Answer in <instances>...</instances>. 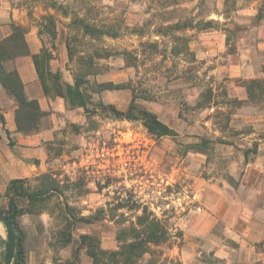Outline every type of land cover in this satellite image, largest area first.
<instances>
[{"label":"rangeland","instance_id":"1","mask_svg":"<svg viewBox=\"0 0 264 264\" xmlns=\"http://www.w3.org/2000/svg\"><path fill=\"white\" fill-rule=\"evenodd\" d=\"M10 4L18 9V16L9 26L17 23L27 33L46 35L45 46L54 59L50 69L56 71V64L64 67L59 71L61 80L70 83L76 73L83 74L87 80L82 88L90 99L87 111L70 109L72 116L64 118L47 142L49 157L56 160L41 173L56 180L59 199L64 197L76 215L91 222L78 223L71 243L59 247L51 245L58 228L56 212L19 215L25 264L66 260L92 264L85 247L76 249L74 257L79 235L95 234L101 248L117 249L118 231L141 227L137 217L143 207L168 234L165 242L149 245L157 254L146 253L141 264L152 256L155 264H183L181 248H185L182 256L195 264H246L253 259L264 248V242L251 240L264 220V76L230 77V69L220 72L219 68L231 65L238 45L246 48L264 37V0H17ZM75 16L98 30L84 35L73 26ZM205 21H212L211 27L201 28ZM169 24L177 28L159 30ZM99 28L117 36L102 34ZM205 30L223 33L225 48L217 53L206 49L205 56L197 58L194 48ZM59 32L75 49L64 63L58 57ZM123 50L136 57L134 65H127L121 55L96 56L97 51L105 55ZM107 82L130 83L135 93L148 95L149 99L136 102L175 134L156 138L141 121L115 118L102 110L99 102L125 109L132 97L128 88L95 92L98 84ZM236 86L242 90L238 92ZM240 93L245 97L239 98ZM203 139L206 146H198ZM5 207L7 198L2 196L0 208ZM4 241L0 223V264Z\"/></svg>","mask_w":264,"mask_h":264},{"label":"trees","instance_id":"2","mask_svg":"<svg viewBox=\"0 0 264 264\" xmlns=\"http://www.w3.org/2000/svg\"><path fill=\"white\" fill-rule=\"evenodd\" d=\"M73 26L81 28L83 34H92L98 30V27L84 21L83 18L75 16ZM212 21H205L201 28L211 27ZM191 26V25H189ZM10 33L0 40V85L6 94L13 97L16 109L14 120L18 131L22 133H31L39 130L41 118L45 112L41 110L36 99H28L25 95L23 83L19 77L16 68L9 63L18 56L29 54L28 44L25 39L27 29L21 24L11 23ZM177 28L176 25H166L160 31H170ZM100 29V28H99ZM101 30V29H100ZM102 34L109 36H117L116 32L110 29L99 31ZM135 32V31H134ZM49 33L51 38L54 36ZM180 37H174L178 39ZM148 46L154 43H146ZM66 50L69 59L73 56L75 49L71 45V40L66 38ZM173 50H177L173 47ZM188 50V49H187ZM179 51H176V53ZM97 57H106L112 55H121L127 65H134L133 60L136 59L130 51H116L114 53H105L97 51ZM53 58L52 51L42 46L38 53L32 54L31 59L39 79L44 95L48 97H61L64 100L65 106L68 108L82 107L85 111L88 110L89 97L82 88L86 82V78L81 73L74 75V82L69 83L61 80L58 70L50 69V60ZM89 73L86 74L89 75ZM100 88L95 92H100L105 89L112 88H128L132 92V97L125 109H118L112 104H103L99 102L102 110L109 112L115 118L126 120H139L146 131L159 138L161 136H170L175 134L174 130L166 123L161 121L158 116L147 108L139 105L136 101L138 98L149 99L146 94H137L130 83L113 85L111 82L98 84ZM208 92V91H207ZM206 92V93H207ZM208 100L207 96L205 102ZM5 123V118L0 111V124ZM206 140H201L198 146H206ZM196 150H202L200 147ZM245 159L246 154L244 155ZM34 183H31V182ZM36 182V183H35ZM58 193L55 200H52L48 207L49 200ZM61 192L56 180L49 173H39L32 178H14L11 179L6 187L4 197L7 198V207L0 208L14 225L16 247L12 264H25V250L23 246V235L19 229L17 218L21 214H39L48 209L50 216L55 213L57 230L54 232V243L52 246L64 247L71 243L73 239V230L78 223H89L90 220L82 215H76L74 207L69 202L61 197ZM142 214L137 217L139 229L130 227L128 230L122 229L118 231L116 238L119 243L117 249H103L100 247V240L95 234L82 233L79 235V243L73 251L76 256V249L85 247V254L91 259L92 264H141L146 253L157 254L155 249L149 247L163 243L167 239V230L160 224L156 217L152 216L151 212H147L146 207H143ZM150 216H152L150 218ZM90 219V218H89ZM153 256L147 260L146 264H155ZM66 260L64 263L68 264Z\"/></svg>","mask_w":264,"mask_h":264},{"label":"crops","instance_id":"3","mask_svg":"<svg viewBox=\"0 0 264 264\" xmlns=\"http://www.w3.org/2000/svg\"><path fill=\"white\" fill-rule=\"evenodd\" d=\"M17 0H0V40L10 33V20L18 16V9L10 4ZM51 38V37H50ZM58 57L63 63L67 60L65 37L58 33ZM29 54L18 56L13 60L19 77L23 83L25 95L28 99H36L45 115L41 118L39 130L31 133L18 131L14 120L16 104L12 96L5 93L0 85V111L5 118V123L0 124V197L4 196L8 182L14 178H32L47 170L55 160L48 154L47 142L52 140L54 132L60 127L64 118L71 117L72 108L65 106L61 97H48L44 95L37 77L31 55L38 53L40 48L47 45V36L30 30L25 34ZM225 35L217 30H205L199 41H196L195 51L197 58H203L206 49L209 51L225 48ZM216 51V52H215ZM232 55V54H231ZM228 54V56H231ZM235 60L231 65L220 66L219 71L230 69V77H257L260 73L264 76V37L255 40L254 44L238 45ZM50 61V66L53 65ZM54 70L62 71L64 67L55 65ZM251 73V74H250ZM70 83L71 81L68 80ZM238 87V92L242 90ZM245 97L240 93L239 98ZM264 115V114H263ZM264 213V210H263ZM252 242H264V220L260 223L259 231L253 234ZM264 246V243H263ZM185 248L179 249V257L183 264H195L192 259L182 256ZM246 264H264V248L256 252L253 259L249 258Z\"/></svg>","mask_w":264,"mask_h":264},{"label":"water","instance_id":"4","mask_svg":"<svg viewBox=\"0 0 264 264\" xmlns=\"http://www.w3.org/2000/svg\"><path fill=\"white\" fill-rule=\"evenodd\" d=\"M0 223L5 229L3 264H12L16 247L14 225L2 211H0Z\"/></svg>","mask_w":264,"mask_h":264}]
</instances>
